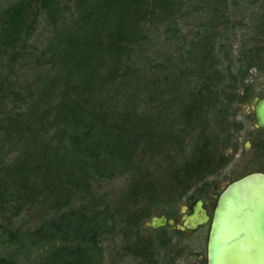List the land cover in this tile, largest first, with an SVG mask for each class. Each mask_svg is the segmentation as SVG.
Masks as SVG:
<instances>
[{
  "label": "trees",
  "instance_id": "trees-1",
  "mask_svg": "<svg viewBox=\"0 0 264 264\" xmlns=\"http://www.w3.org/2000/svg\"><path fill=\"white\" fill-rule=\"evenodd\" d=\"M258 1L17 0L0 12V264H91L114 222L227 165L233 106L250 70L264 71V10L247 25L238 14ZM237 32L248 49H233ZM80 155L93 163L68 171ZM113 176L125 179L121 213L84 201Z\"/></svg>",
  "mask_w": 264,
  "mask_h": 264
},
{
  "label": "rangeland",
  "instance_id": "rangeland-1",
  "mask_svg": "<svg viewBox=\"0 0 264 264\" xmlns=\"http://www.w3.org/2000/svg\"><path fill=\"white\" fill-rule=\"evenodd\" d=\"M17 0H0V12L7 9L9 6H11L13 3H15ZM264 10V3L262 0H259L257 3L254 4H247L245 6H242L239 9V16L244 17V23L247 25L249 23H252ZM250 36H245L242 34V32H237L236 36L234 35L231 39L233 40V49L239 50L242 49H248L250 40ZM27 40L30 39L29 43L35 42V40L32 38V36H28L26 38ZM25 39V40H26ZM260 43L262 44L263 50H264V32L259 35ZM241 50V49H240ZM7 74V72H6ZM250 76H248L246 82L248 81L249 86L247 88L251 89L249 92L245 93V95L248 97L247 100H244L242 102H239L237 105L233 106L234 118L240 121V130L236 134L234 140L232 141V144L229 146L227 150V154L229 155V161L227 165L219 172H217L214 175L208 176L205 178V180L199 184H197L195 187L189 189L186 194L182 197H168L169 195L164 196H156L151 199L150 202L154 203L152 205L151 209L156 208V213L162 212L166 216L173 213L174 210H178L181 206H187L188 204L193 205L197 199L203 200L204 207L207 210V214L210 216L212 215L216 200L219 197V195L222 193V191L227 187L229 183H231L233 180L237 179L242 174V165L241 161L239 160V153L241 151V136L240 132L243 128V130L248 129L251 124H253V115L248 113V106L253 102V100H258L262 96H264V71L252 69L250 70ZM253 95V96H252ZM252 97V98H251ZM247 108V112H246ZM246 112V113H245ZM54 131H49L47 134L48 136L52 137ZM242 133V132H241ZM0 139L3 141L2 133L0 132ZM27 149H30L32 147L31 143L25 139V142L23 143ZM3 145V142H2ZM68 149H70V144L67 145ZM7 148V147H6ZM71 150V149H70ZM17 149H13V151L8 152V148L6 150V157L8 158V163L11 162V160L14 158V156L17 154ZM230 151L232 152L230 154ZM93 159L91 157H88L87 155H80L76 159L70 161V165H68V171L73 172L75 167L76 168H83L86 165H90L93 163ZM45 162V160H44ZM49 162L48 173L53 170V168H58V163L56 162L54 165V162ZM13 163V162H11ZM1 168V167H0ZM156 174V172L154 171ZM154 181L157 185L165 186V182L161 181L157 174L153 177ZM98 181H101V179H96ZM97 181V182H98ZM96 183L93 182V185L89 186L87 184L86 187V193L84 194L85 200H101L107 201V204L109 205L110 210H114L113 214H115V211L117 213H121L120 208L123 206V200L126 199V185L124 178H115L113 176L109 181L102 180L100 183V188L96 189ZM127 183V182H126ZM168 185V184H166ZM88 191V192H87ZM249 200L247 201L248 204L251 207H254V212L252 216L250 215L249 211L247 213L246 221L247 225L244 226L242 223L243 216L241 214V202H242V193L240 189H234L232 190L227 197L223 201V206L221 208V217H220V229L218 231V239H217V249L218 251L223 252V264H241V263H248L249 257L246 255V251L244 248L243 243L239 240V234L241 231L249 232L250 228L256 229L261 227V223L264 219V191L259 194V192L255 191L254 185H251L249 187ZM172 196V195H171ZM255 199H257V202L255 204ZM76 202L77 206L79 204L78 200H73ZM149 202V203H150ZM150 203V204H152ZM162 203V205H161ZM143 205V203H140V206ZM97 210H104L98 205H95ZM89 207V206H87ZM142 207V206H141ZM37 207L35 209V216L38 212ZM70 209V207H68ZM129 210L132 211V207L128 206ZM65 210L66 209L64 207ZM188 212V211H186ZM153 215V212L151 211L149 216ZM148 216V217H149ZM48 217H54L52 214H48ZM109 218V217H108ZM37 221V220H36ZM35 222H32L30 224H34ZM210 221L205 223L204 225L200 226L198 229H196L195 232L190 233L188 235H184V233H181L179 237H177V249H178V257L182 261V264H185L188 259L190 260H200L199 256L205 255L206 253V241H207V234L209 229ZM167 233H170V230L166 228ZM148 236L154 235L151 231L146 232ZM113 234H102L101 238L98 239V244L96 248V252L98 253L97 259H101L100 257V250H103V260L105 261V264H108L110 260H112L113 256L111 251H113L115 246V236L113 238ZM121 238L119 239V241ZM118 240L116 242L119 243ZM117 243V244H118ZM96 254V253H95ZM9 255V248L6 244L5 236L2 232V229L0 231V259H3V261H7V257ZM97 256V255H96ZM24 264V263H23ZM202 264H205L203 262Z\"/></svg>",
  "mask_w": 264,
  "mask_h": 264
},
{
  "label": "flooded vegetation",
  "instance_id": "flooded-vegetation-1",
  "mask_svg": "<svg viewBox=\"0 0 264 264\" xmlns=\"http://www.w3.org/2000/svg\"><path fill=\"white\" fill-rule=\"evenodd\" d=\"M257 102V99L253 100V102L247 107L248 113L253 115V124H251L248 129L243 130L242 128V133L240 132L242 145L239 153V160L242 165V174L231 183L253 174L264 176V128L257 125L254 110L251 109L257 104ZM231 153L232 152L230 151V154ZM219 197L216 200L214 211L218 205ZM199 200L200 199H197L193 205L188 204L187 206H181L178 210H174L173 213L168 216L162 212L155 214L157 209L154 208L150 210L148 206L146 212L143 214L144 216L141 215L142 217L140 219L139 216L130 220V223L127 224L126 227H122L125 222H123L122 225L114 222L113 227L108 230V234H113L115 236V246L113 251H111L113 258L108 264H182V261L178 257L179 255H177V237H179L181 233H184V235L193 233L200 226L204 225L200 224L194 229H188L184 225L185 221L183 217L192 214V208L196 206V203ZM200 201L202 202V208L207 214L203 200ZM151 211L153 212V215L149 216ZM214 211L210 216L207 214L210 224L207 234L205 255L201 254L199 256L200 260L188 259L185 264H202L203 262L208 264V241ZM161 216L166 218V220H172L173 224L166 223L164 226H152L150 220L153 217L159 218ZM166 228L170 230L169 234L167 233ZM149 231L154 233V235L148 236L146 232L149 233ZM120 238L121 240L119 241ZM126 238H128V240L131 238L130 241H127L130 243L125 242ZM116 240H118L119 243L116 242ZM77 247H80L79 243H77ZM68 250L70 251L71 248ZM100 252L101 259H96V261L91 264H105V261L103 260L104 251L100 250Z\"/></svg>",
  "mask_w": 264,
  "mask_h": 264
},
{
  "label": "water",
  "instance_id": "water-1",
  "mask_svg": "<svg viewBox=\"0 0 264 264\" xmlns=\"http://www.w3.org/2000/svg\"><path fill=\"white\" fill-rule=\"evenodd\" d=\"M254 110L257 125L264 128V96L260 98L257 104L252 107ZM254 185L255 191L261 194L264 191V176L259 174L249 175L247 177L241 178L229 186L221 193L218 201V205L214 211L211 231L208 241V264H223V252L217 249V239L218 231L220 229V217L221 208L223 206V201L227 195L234 189H240L242 193L241 202V214L243 216L242 223L244 226L247 225L246 215L249 211L252 216L254 212V207L248 204L249 198V187ZM257 199H255V204ZM185 209V208H183ZM193 212L189 216H184V225L188 229H194L200 224H205L208 221V216L205 210L202 208V202L199 200L196 206L192 208ZM152 226H164L166 223L173 224L172 220H166L163 216L153 217L150 220ZM239 240L243 243L246 255L249 257L248 263L244 264H264V219L261 223V227L258 229L250 228L249 232L241 231L239 234ZM243 264V263H241Z\"/></svg>",
  "mask_w": 264,
  "mask_h": 264
}]
</instances>
